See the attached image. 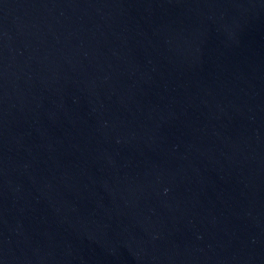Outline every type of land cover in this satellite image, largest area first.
Here are the masks:
<instances>
[{
    "label": "water",
    "instance_id": "water-1",
    "mask_svg": "<svg viewBox=\"0 0 264 264\" xmlns=\"http://www.w3.org/2000/svg\"><path fill=\"white\" fill-rule=\"evenodd\" d=\"M0 264H264V0H0Z\"/></svg>",
    "mask_w": 264,
    "mask_h": 264
}]
</instances>
